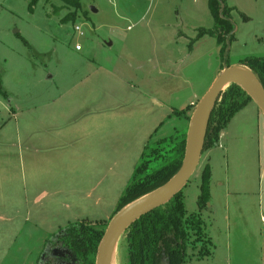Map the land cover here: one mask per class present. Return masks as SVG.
Here are the masks:
<instances>
[{
    "label": "rangeland",
    "instance_id": "374dc122",
    "mask_svg": "<svg viewBox=\"0 0 264 264\" xmlns=\"http://www.w3.org/2000/svg\"><path fill=\"white\" fill-rule=\"evenodd\" d=\"M224 5L228 63L264 56V0ZM213 26L208 0H0V264H39L45 249L42 264H76L46 239L77 221L109 222L145 146L188 131L226 64L216 39L198 36ZM207 166L200 215L214 249L185 264H246V243L256 257L264 239V114L254 101L201 153L182 192L189 213ZM125 255L122 234L114 264Z\"/></svg>",
    "mask_w": 264,
    "mask_h": 264
},
{
    "label": "trees",
    "instance_id": "16d2710c",
    "mask_svg": "<svg viewBox=\"0 0 264 264\" xmlns=\"http://www.w3.org/2000/svg\"><path fill=\"white\" fill-rule=\"evenodd\" d=\"M224 1L208 0L214 26L209 29L201 28L198 36L209 35L216 39L221 47L222 59L226 62L225 67H228V44L234 38V25L231 21L233 8L224 5ZM241 64L252 70L264 89V56L246 57ZM1 83L0 77V91ZM220 98L212 110L202 152L216 144L231 118L253 101L234 82L229 84ZM187 111L188 108L183 113L189 119ZM186 136V131L176 130L173 135L160 138L155 145L149 143L145 146L133 178L118 201L115 214L127 204L162 187L177 174L185 152ZM209 179L210 169L207 166L203 171L201 193L198 197L199 212L187 211L182 189L168 202L140 216L124 231L126 264H185L193 256L202 259L212 255L214 246L200 215V211L209 201ZM108 223L85 220L71 223L53 234L52 238L48 237L46 248L56 238L57 242L71 252L76 264H96L98 246ZM43 256L39 264H42Z\"/></svg>",
    "mask_w": 264,
    "mask_h": 264
},
{
    "label": "water",
    "instance_id": "95a60500",
    "mask_svg": "<svg viewBox=\"0 0 264 264\" xmlns=\"http://www.w3.org/2000/svg\"><path fill=\"white\" fill-rule=\"evenodd\" d=\"M91 10L93 12L99 11L96 6H91ZM233 82L239 84L249 94L264 114V89L252 70L242 64L224 67L195 107L187 131L185 152L179 171L165 185L144 196L156 192L157 190L165 187L171 181L174 182L165 188L160 194L150 198L138 206L129 208L133 202L130 203L110 219L98 246L96 264H107L111 245L114 241H116L117 244L119 237L136 219L154 208L168 202L188 183L201 157L204 138L212 110L216 102L220 99L225 87ZM200 136L202 137L200 156L195 164L193 161V152L196 141Z\"/></svg>",
    "mask_w": 264,
    "mask_h": 264
},
{
    "label": "bare ground",
    "instance_id": "6f19581e",
    "mask_svg": "<svg viewBox=\"0 0 264 264\" xmlns=\"http://www.w3.org/2000/svg\"><path fill=\"white\" fill-rule=\"evenodd\" d=\"M201 144H202V137L200 136L195 144V148H194V152H193V161L196 164L199 156H200V150H201ZM174 181H171L170 183H168L165 187L157 190L156 192L149 194L147 196H144L138 200H136L135 202H133L129 208H133L135 206H138L144 202H146L147 200H149L150 198L160 194L165 188H167L168 186H170ZM128 205V204H127ZM115 253H116V241L113 242V244L111 245V249L109 252V256H108V260H107V264H114V257H115Z\"/></svg>",
    "mask_w": 264,
    "mask_h": 264
},
{
    "label": "crops",
    "instance_id": "0c3cea01",
    "mask_svg": "<svg viewBox=\"0 0 264 264\" xmlns=\"http://www.w3.org/2000/svg\"><path fill=\"white\" fill-rule=\"evenodd\" d=\"M246 244H247L248 247H250V246L253 247V243H251L252 245H250V246H249L248 243H246ZM45 246L46 245H44V247ZM262 246L263 247L261 249L260 255L259 256H256V257H255L254 254L251 253L252 250H250V248L247 247V250H244V261H242L241 263H244L245 262L246 264H264V239H263V242H262Z\"/></svg>",
    "mask_w": 264,
    "mask_h": 264
},
{
    "label": "built area",
    "instance_id": "2783aa9c",
    "mask_svg": "<svg viewBox=\"0 0 264 264\" xmlns=\"http://www.w3.org/2000/svg\"><path fill=\"white\" fill-rule=\"evenodd\" d=\"M74 28H75V31H77L79 34H81V35L83 34L80 26L76 25ZM75 47H76L77 50L81 49L79 44H77Z\"/></svg>",
    "mask_w": 264,
    "mask_h": 264
},
{
    "label": "flooded vegetation",
    "instance_id": "af4514ba",
    "mask_svg": "<svg viewBox=\"0 0 264 264\" xmlns=\"http://www.w3.org/2000/svg\"><path fill=\"white\" fill-rule=\"evenodd\" d=\"M65 256H68V255H65ZM56 263H58V262H56ZM56 263H55V264H56Z\"/></svg>",
    "mask_w": 264,
    "mask_h": 264
}]
</instances>
